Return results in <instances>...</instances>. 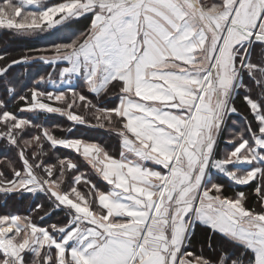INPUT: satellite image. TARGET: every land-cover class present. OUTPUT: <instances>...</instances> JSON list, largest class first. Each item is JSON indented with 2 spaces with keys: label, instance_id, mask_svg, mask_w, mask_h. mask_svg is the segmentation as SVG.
<instances>
[{
  "label": "snow or ice",
  "instance_id": "snow-or-ice-1",
  "mask_svg": "<svg viewBox=\"0 0 264 264\" xmlns=\"http://www.w3.org/2000/svg\"><path fill=\"white\" fill-rule=\"evenodd\" d=\"M89 16L85 32L34 50L50 56L9 63L0 55V80L37 59L66 65L59 81L40 76L23 95L9 80L16 111L0 100V141L20 165L8 162L11 176L0 171V193H43L66 211L65 222L48 226L42 204L0 215V264H264V57L251 59L252 46L264 45V0H0V28L18 34ZM46 81L60 87L41 90ZM241 89L248 113L233 130ZM23 112L59 115L69 132L98 127L118 141V156L58 137L59 125ZM225 132L232 147L220 155ZM61 148L75 155H57ZM213 172L251 193L227 194ZM197 222L209 229L215 259L188 250ZM215 234L236 253L213 247Z\"/></svg>",
  "mask_w": 264,
  "mask_h": 264
},
{
  "label": "trees",
  "instance_id": "trees-1",
  "mask_svg": "<svg viewBox=\"0 0 264 264\" xmlns=\"http://www.w3.org/2000/svg\"><path fill=\"white\" fill-rule=\"evenodd\" d=\"M48 4L58 3L60 0H46ZM91 17L79 19L78 21L69 23L68 25L61 26L58 30H52L48 33L37 34V35H24L18 34L15 31L7 30L0 28V55H4L6 60L10 63L12 60H20L23 56H37V55H52L49 52H36V49L48 48L54 43L68 42L70 38L78 36L80 33L85 32L90 26ZM262 57H264V45L256 43L252 46L251 59L254 63H260ZM4 61H0L2 65ZM64 63H60L58 66H52L43 63L40 60H34L29 63H21L12 67L10 70V75L4 77L0 80V100H6L8 103V110L16 111L18 106V101L13 98L11 93L6 92L5 85L9 80H11L12 86L15 88L17 95H23L28 93V90L33 87V82L37 80L40 76H46L48 73H54L53 79L59 80L58 72L63 68ZM245 84L252 87V82L245 77ZM76 87H80L82 81L76 80V83L73 82ZM55 84L51 81H46L40 85L41 90H54L58 89ZM115 91V90H113ZM244 90H240V94L234 98L235 107L239 110L240 115H232L228 120V127L233 130H238L239 126L243 124V116L248 113V109L243 102ZM253 97L255 98L257 93L255 89L252 92ZM89 96L93 99L92 94ZM113 98V94L109 93V96L104 97V101L107 103L108 107L112 106L110 102ZM23 117L32 119L35 123L43 124L45 127L52 128L53 125H59L60 128H53L55 135L58 137H69V138H80L86 141L99 142L107 147V149L112 152L113 155L118 156V141L115 138H110L108 134L102 130L93 127L87 126H76L75 129L71 132L67 131L71 127V122L67 121L65 118L60 117L56 114H33V113H19ZM237 118V121L240 120V123L234 125L233 121ZM95 123V121H93ZM229 139L228 132H225L224 136L221 138L218 144V154L222 155L226 151L231 150V145L226 143V140ZM57 155L69 156L75 155L70 150L59 149ZM55 157H53V161ZM12 161L16 163V166L19 167V163L16 157L15 149L6 150L4 142L0 141V171H3L6 175L11 176V170L8 166V162ZM81 171H87V165L81 166ZM214 178L221 179V182L225 185V191L227 194L231 195L236 191H244L246 193H251L252 189L248 186H237L229 181L226 177L219 173L213 172ZM94 182H97L101 188H104L105 185L103 182L97 180L95 176L92 177ZM36 204H42L44 210L40 212L39 215L43 216L45 212L51 213L46 217L42 226H48L53 223H63L66 219V211H61L56 209L49 201L48 197L43 193L33 194H12L5 195L0 193V215L3 214H27L30 209L35 208ZM250 207H256L255 199L249 200ZM38 219V217H37ZM208 234L209 229L201 225L199 222L195 225L193 234L190 238V247L188 250L194 251L196 253H201L205 256H210L213 259L216 258L218 253L213 252L208 247ZM213 247L219 248L224 246L228 249L230 254L236 253V248L224 244L223 238L219 234H215L212 238Z\"/></svg>",
  "mask_w": 264,
  "mask_h": 264
},
{
  "label": "rangeland",
  "instance_id": "rangeland-1",
  "mask_svg": "<svg viewBox=\"0 0 264 264\" xmlns=\"http://www.w3.org/2000/svg\"><path fill=\"white\" fill-rule=\"evenodd\" d=\"M73 82H74V83H76V81H73ZM234 120H235V121H237V118H235ZM237 122H239V123H240V120H239V121H237ZM214 179H215V178H214ZM215 180H216V179H215ZM216 181H217V182H221V179H217Z\"/></svg>",
  "mask_w": 264,
  "mask_h": 264
},
{
  "label": "crops",
  "instance_id": "crops-1",
  "mask_svg": "<svg viewBox=\"0 0 264 264\" xmlns=\"http://www.w3.org/2000/svg\"><path fill=\"white\" fill-rule=\"evenodd\" d=\"M66 65L64 64V66L63 67H65ZM57 81H59V80H57ZM76 81V80H75ZM56 85V87H60V84L59 83H56L55 84Z\"/></svg>",
  "mask_w": 264,
  "mask_h": 264
}]
</instances>
